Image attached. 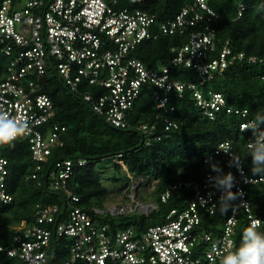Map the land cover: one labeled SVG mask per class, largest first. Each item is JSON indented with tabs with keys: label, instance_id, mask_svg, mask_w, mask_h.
<instances>
[{
	"label": "built area",
	"instance_id": "2783aa9c",
	"mask_svg": "<svg viewBox=\"0 0 264 264\" xmlns=\"http://www.w3.org/2000/svg\"><path fill=\"white\" fill-rule=\"evenodd\" d=\"M238 5L242 14L246 6L243 2ZM215 15L209 0H191L168 21H159L156 13L138 7L121 6L119 0L2 1L0 111L27 121L29 132L19 137L30 144L27 180L61 193L62 204L37 203L31 226L25 221L10 224L8 219L15 235L10 244H0V252L27 264H52L58 239L68 238L70 259L66 264H220L221 251L240 245L242 235L236 232L240 209L250 213L249 225L254 220L260 221L261 232L264 220L251 214L244 185L264 180L246 174L242 160L228 140L219 143L205 157V162L220 156L228 167L236 168L239 177L234 183L240 200L225 223L211 230L204 226L203 214L214 215L221 197L231 189L227 184L221 186L213 173H207L201 181L170 185L161 195L163 202L171 191L182 188L192 190V196L182 208L171 209L163 223L144 230L133 224L114 230L110 223H103L98 217L148 215L156 208L155 203L137 199L140 181L130 175L132 187L126 201L85 207L79 204L80 197L68 188V181L73 167L87 165L89 159L62 155L51 158L55 149L63 145L62 136L67 128L58 123L48 125L55 117L54 102L38 81L50 72L62 78L71 92L81 94L107 123L121 130L137 131L147 145L152 139L160 138L157 124L143 122L133 126L128 117V110L146 84L158 89L157 109L164 114L176 110L170 100L171 93L183 97L190 90L197 106L211 120L221 111L245 118L241 125L254 120H246L248 110L229 103L223 92L205 89L214 78L226 79V69L236 62L262 61L245 51H235L230 40L218 48L216 30L210 25ZM188 27L193 30L187 42L172 47L174 56L168 65L150 66L133 56L132 51L143 41L182 33ZM179 65L194 70L192 76L175 78L173 68ZM84 81L98 86L101 93L96 94L93 89L83 91ZM177 126L176 120L165 117V130ZM224 143L230 151L219 149ZM5 146H0V208L13 201L7 186L9 160L2 154Z\"/></svg>",
	"mask_w": 264,
	"mask_h": 264
},
{
	"label": "trees",
	"instance_id": "16d2710c",
	"mask_svg": "<svg viewBox=\"0 0 264 264\" xmlns=\"http://www.w3.org/2000/svg\"><path fill=\"white\" fill-rule=\"evenodd\" d=\"M3 0H0V4ZM191 0H119L121 6L138 7L158 15L159 21L173 19ZM245 4V10L239 14V3ZM216 15L210 23L216 30V44L221 48L230 40L235 51H245L262 61L249 63L247 60L236 62L226 69V79L214 78L207 82L205 89L223 92L227 101L238 109L248 110L246 120L258 122V133L264 129V0H209ZM205 24V21H203ZM204 24L200 26L203 27ZM193 27L173 35L160 36L145 40L133 51L150 66H163L170 63L174 56L172 47L184 45ZM174 77L190 78L194 70L182 65L174 67ZM38 81V79H37ZM42 91L54 102L55 117L48 124L66 126L62 136L63 145L53 152L51 158L58 156H83L89 159L87 165L76 164L69 177L68 188L79 196L80 205L85 207H104L113 199L129 198L132 187L131 174L136 175L140 184L136 188L137 199L145 203H155L156 208L148 215L130 213L122 216L98 217L103 223H110L114 230L135 225L138 229H147L151 225L163 223L173 208H182L189 197L190 189L171 191L166 202L161 199L168 187L180 181H201L207 173H213L220 181L232 177L231 189L223 194L214 215L203 214V223L207 230L222 226L232 208L239 203L240 196L234 180L239 173L234 167H228L220 156L209 162L205 157L213 153L219 143L228 140L249 177L260 178L264 173L253 174V158L248 154L247 145L254 139L252 129L241 131V122L245 120L237 114L219 112L214 120L204 115L197 106L193 93L187 90L183 97L171 93V102L176 106L174 112L164 114L157 109L158 89L154 85H144L140 97L128 110L132 125L143 122L157 124L159 139H152L147 145L143 136L134 130L115 128L93 111L81 94L71 92L62 78L50 72L45 79L38 81ZM83 91L93 89L99 94L102 90L96 85H82ZM102 89V88H101ZM178 122V126L164 129L165 117ZM2 154L9 160L7 186L13 195V201L0 208V244L12 242L15 230L10 224L26 222L31 226L35 221L37 203L62 204V194L49 191L27 180L31 150L29 142L18 138L3 148ZM105 169L115 173H126L119 178L110 175L117 183L109 185L102 178ZM145 177V178H144ZM147 177V178H146ZM135 179V177H134ZM221 183V186H224ZM247 198L251 203V214L264 220V182H252L244 185ZM150 190V193H147ZM249 215L240 209L236 232L242 235L249 226ZM264 232V226L261 228ZM68 238H60L52 264H66L70 259ZM0 264H27L18 257L0 252Z\"/></svg>",
	"mask_w": 264,
	"mask_h": 264
},
{
	"label": "clouds",
	"instance_id": "9594fccd",
	"mask_svg": "<svg viewBox=\"0 0 264 264\" xmlns=\"http://www.w3.org/2000/svg\"><path fill=\"white\" fill-rule=\"evenodd\" d=\"M260 123H264L261 120ZM252 129L254 139L247 145L248 154L252 156L254 167L253 174L264 173V135L258 133L256 120L241 125V131ZM29 132L27 121L20 118H13L7 113L0 111V146L11 145L19 137ZM219 149L225 152L230 151L227 143L220 144ZM260 178L264 180V175ZM232 177L228 176L221 183L231 187ZM231 223V220L229 221ZM259 220H254L243 230L239 247L220 252V264H264V232L258 231ZM231 231V229H229Z\"/></svg>",
	"mask_w": 264,
	"mask_h": 264
},
{
	"label": "rangeland",
	"instance_id": "374dc122",
	"mask_svg": "<svg viewBox=\"0 0 264 264\" xmlns=\"http://www.w3.org/2000/svg\"><path fill=\"white\" fill-rule=\"evenodd\" d=\"M129 1H132V0H129ZM117 175L120 179V181H122V178L126 176V173L125 172H121V173H115L113 170L111 169H105L103 174H102V178L105 182H107L109 185H113L115 183H117L116 181H113L112 179H108L110 175ZM135 179L138 180V177L136 175H134ZM145 178V177H144ZM147 178V177H146ZM132 181V180H131ZM128 199H124L123 197H119L117 199H113L114 202H117V201H126ZM142 202V200H141ZM142 203H145V202H142Z\"/></svg>",
	"mask_w": 264,
	"mask_h": 264
}]
</instances>
